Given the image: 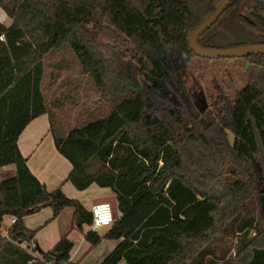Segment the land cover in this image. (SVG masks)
I'll use <instances>...</instances> for the list:
<instances>
[{"label": "trees", "instance_id": "obj_1", "mask_svg": "<svg viewBox=\"0 0 264 264\" xmlns=\"http://www.w3.org/2000/svg\"><path fill=\"white\" fill-rule=\"evenodd\" d=\"M219 2L0 0L11 18L0 19V166H15L0 179V264H80L70 259L67 233L48 250L34 241L38 227L23 218L42 207L52 211L45 222L72 206L74 227L92 223L79 199L40 182L18 147L24 126L42 113L71 163L65 180L115 194L112 223L83 233L89 249L119 239L99 264H264V53L239 56L247 72L240 86L213 78L207 112L198 113L184 89L189 62L212 58L194 52L189 33ZM197 43H264V0H230ZM64 51L109 108L61 129L59 102L48 104L41 85L44 57L59 61ZM5 214L14 220L4 233Z\"/></svg>", "mask_w": 264, "mask_h": 264}, {"label": "rangeland", "instance_id": "obj_2", "mask_svg": "<svg viewBox=\"0 0 264 264\" xmlns=\"http://www.w3.org/2000/svg\"><path fill=\"white\" fill-rule=\"evenodd\" d=\"M0 19L5 24L11 22V18L1 7ZM62 55L63 57L59 61L60 56L56 53L44 57V73L41 89L48 104L53 99H57L59 102V106L53 110L56 114L55 123L61 129H65L76 121H79V119L87 118L90 116L89 113L91 115L103 114L109 108V102L101 99L100 92L95 88L92 80L81 72L79 64L73 55L67 51H64ZM241 62L242 57L239 56L227 60L222 57H212L208 60L195 57L189 62L184 76V89L191 98L193 107L198 113L209 110L208 95L213 88V78L218 79L222 83L224 82V78L229 80L233 78L234 81L232 83L234 86H240L243 83L247 72L246 74L243 73L242 70L246 68V63L243 62L242 64ZM126 64L128 63L122 62L119 59L120 68L122 67L130 78L135 77L139 80V75L134 74L133 65L128 64L127 66ZM239 64L242 65L240 66ZM149 114L151 115V113ZM227 137L230 142L233 140V133L230 130H227ZM68 192L65 193L70 197H74ZM50 216L51 209L46 208L45 210L32 212L26 221L30 227L35 228L38 224L44 223ZM69 222L70 216L68 217L66 212L63 213L59 220V228L64 230ZM9 223L10 215H5L1 228H6ZM90 228H92L91 225L84 224L83 229L74 227L70 234L71 242H74L75 246L78 245L80 247L79 251L73 256L75 260H80V264L86 262L82 258L87 254L86 249L89 246V242L83 238V232ZM97 228L104 229L107 226H99ZM230 252L233 253V251ZM219 264L222 263L219 262Z\"/></svg>", "mask_w": 264, "mask_h": 264}, {"label": "crops", "instance_id": "obj_3", "mask_svg": "<svg viewBox=\"0 0 264 264\" xmlns=\"http://www.w3.org/2000/svg\"><path fill=\"white\" fill-rule=\"evenodd\" d=\"M49 125L50 123L47 113H42L33 117L18 135V147L21 153L26 157V163L31 172L40 180V182L44 184L48 190L60 185L64 192L67 193V191H69L68 193H70V195L79 199L85 207L90 209L91 205L97 202L98 197L112 194L113 192L109 187L100 186L95 182L90 183L83 189H76L74 185H69L72 183L69 180H65V177L71 168V163L56 149L53 134L49 128ZM14 170L15 166L13 163L1 165L0 179L8 174L14 173ZM46 208L50 207L45 206L35 212L45 210ZM65 212L68 217L70 216V222L68 226L62 230L59 228V220L61 219L62 214ZM30 214L31 213L25 215L23 218L25 224L29 227L30 225L27 223L26 219ZM72 216L73 207H63L56 217L42 224H38L34 241L43 250L50 249L58 241L62 233H67V238L71 241L70 234L74 228ZM11 217L12 215H10V222ZM104 226L108 227V225ZM106 229L107 228H96V230L100 233L104 232ZM118 241L119 239L117 238H102L92 248L89 249L88 246L86 249V251L89 249L86 252L87 254H85L83 258L81 257L84 259V261H86L83 264H99V262L118 243ZM79 249L80 247L78 245L75 246L74 242H72V245L69 249L70 259L75 260L73 256L79 251Z\"/></svg>", "mask_w": 264, "mask_h": 264}, {"label": "water", "instance_id": "obj_4", "mask_svg": "<svg viewBox=\"0 0 264 264\" xmlns=\"http://www.w3.org/2000/svg\"><path fill=\"white\" fill-rule=\"evenodd\" d=\"M229 1L230 0H220L219 4L213 9V11L191 29L188 36L191 48L196 54L204 57L244 56L251 53H264V43H250L242 46L224 48H204L198 45V36L215 22L221 12L226 8ZM97 201H109L112 205L114 217L118 215L117 202L114 193L100 196L97 198Z\"/></svg>", "mask_w": 264, "mask_h": 264}, {"label": "built area", "instance_id": "obj_5", "mask_svg": "<svg viewBox=\"0 0 264 264\" xmlns=\"http://www.w3.org/2000/svg\"><path fill=\"white\" fill-rule=\"evenodd\" d=\"M92 213V229H96L99 226L109 225L114 220V213L112 205L109 201H97L93 203L90 207ZM14 220V217H11V221ZM5 229H3V232ZM5 233V232H4ZM32 254L36 255V252L33 251V243L24 242L22 243Z\"/></svg>", "mask_w": 264, "mask_h": 264}]
</instances>
